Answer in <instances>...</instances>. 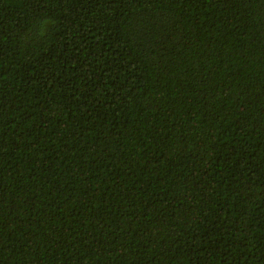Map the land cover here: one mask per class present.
<instances>
[{
    "label": "trees",
    "instance_id": "obj_1",
    "mask_svg": "<svg viewBox=\"0 0 264 264\" xmlns=\"http://www.w3.org/2000/svg\"><path fill=\"white\" fill-rule=\"evenodd\" d=\"M0 264H264V0H0Z\"/></svg>",
    "mask_w": 264,
    "mask_h": 264
}]
</instances>
